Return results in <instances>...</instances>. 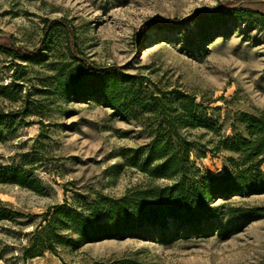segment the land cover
<instances>
[{"label":"rangeland","instance_id":"1","mask_svg":"<svg viewBox=\"0 0 264 264\" xmlns=\"http://www.w3.org/2000/svg\"><path fill=\"white\" fill-rule=\"evenodd\" d=\"M250 13H227V7ZM219 9L204 20L191 17ZM64 19L78 56L100 67L118 66L147 93L173 88L194 95L226 135L230 125L242 130V114L264 111V0H0V36L19 47H38L46 21ZM149 19L171 22L173 29L148 30ZM71 39V38H70ZM67 33L52 32L50 49L39 64L26 65L24 82L11 85L10 59L0 54V86L20 89L11 102L0 89V201L35 222L53 206L82 207L98 194L119 197L150 182L123 166L121 154L149 141L147 115L121 114L96 98L75 102L54 93L51 76L71 60ZM205 135L203 141H209ZM204 175L225 172L224 154L192 159ZM9 167H22L44 189L36 194L5 182ZM229 207L262 208L252 216H221L204 222L202 235L145 228L138 236L60 248L57 256L22 263L11 257L24 244L11 222L0 221V249L8 264H60L129 258L141 264H264V194L236 196ZM0 264H6L0 260Z\"/></svg>","mask_w":264,"mask_h":264},{"label":"trees","instance_id":"2","mask_svg":"<svg viewBox=\"0 0 264 264\" xmlns=\"http://www.w3.org/2000/svg\"><path fill=\"white\" fill-rule=\"evenodd\" d=\"M237 4L227 7V13H250L236 9ZM219 9L201 11L191 17L204 20L208 15H221ZM171 22L146 20L138 31L144 38L148 30H169ZM64 30L70 45L71 60L51 76L54 93L75 102L96 98L107 107L121 114L137 112L147 115L150 124L149 141L145 145L121 154L123 166L134 169L150 182L165 181L166 184H148L127 189L119 197L98 194L88 203L76 209L65 205L53 206L39 216L15 211L11 205L0 201V221L11 222L25 233L17 232L24 244L12 259L22 263L42 258L46 254L57 256L60 248L78 251L83 245L107 240H119L138 236L145 228L165 231L172 221L175 231L185 230V235L204 234V222L221 216H252L263 212L262 208L229 207L227 201L236 196L264 194V111L258 115L242 114L237 121L242 130L230 125L231 134L206 117L202 101L194 95L173 88L166 92L145 93L134 76L123 73L118 66L100 67L78 56L72 44L67 21H46L43 36L37 48L28 50L17 46L11 38L0 36V54L10 59L11 85L24 82L26 65L44 62V52L50 49L52 32ZM71 38V39H70ZM11 102L19 100L20 89L0 86ZM13 113L0 112V122H8ZM205 135L209 141H203ZM224 154L225 172L221 175H204L192 159L206 155ZM5 182L42 194L44 189L31 179V173L22 167H9L2 175ZM0 249V260H3ZM60 264H141L129 258L91 260L89 262H61Z\"/></svg>","mask_w":264,"mask_h":264}]
</instances>
